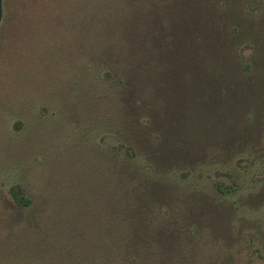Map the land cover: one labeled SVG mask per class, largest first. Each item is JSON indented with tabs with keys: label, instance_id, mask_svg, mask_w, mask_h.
Returning <instances> with one entry per match:
<instances>
[{
	"label": "rangeland",
	"instance_id": "374dc122",
	"mask_svg": "<svg viewBox=\"0 0 264 264\" xmlns=\"http://www.w3.org/2000/svg\"><path fill=\"white\" fill-rule=\"evenodd\" d=\"M258 33L245 49L251 70L239 72L245 88L232 60L230 78L222 69L215 79L199 42V57H178L176 40L132 71L155 139L126 177L139 184L130 201L116 173L107 180L118 139L92 103L103 94L88 83L93 70L74 55L58 75L38 44L1 37L0 264H106L126 250L133 264H264V26ZM17 185L30 204L13 199Z\"/></svg>",
	"mask_w": 264,
	"mask_h": 264
},
{
	"label": "trees",
	"instance_id": "16d2710c",
	"mask_svg": "<svg viewBox=\"0 0 264 264\" xmlns=\"http://www.w3.org/2000/svg\"><path fill=\"white\" fill-rule=\"evenodd\" d=\"M2 6L0 38L5 35L6 40L38 44L39 59H53L58 75L70 70L74 55L82 59L81 66L86 62L88 70H93L91 77L96 82L88 83L103 94L97 99L91 95L92 103L109 113L102 129L118 139V145L108 146L113 161L109 159L107 180L116 173L117 185L128 188L125 195L120 189V198L126 201L139 188L126 180L137 175L133 168L138 164V151L155 139L148 110L139 106L140 88L132 71L148 69L157 48L162 53L180 40L178 57H199L204 52L194 50L191 43L207 44L215 56V79L221 77L222 69L230 78L225 66H231L227 61L232 60L238 78H231L239 81V72L251 70V55L246 56L245 49L258 40L264 26L262 0H3ZM129 79L131 84H127ZM75 82L79 79L70 85ZM220 82L215 85L224 90L226 85ZM241 82L245 88V81ZM10 193L16 202L31 203L20 185ZM126 255L132 257L135 251L126 250L106 264H133Z\"/></svg>",
	"mask_w": 264,
	"mask_h": 264
},
{
	"label": "water",
	"instance_id": "95a60500",
	"mask_svg": "<svg viewBox=\"0 0 264 264\" xmlns=\"http://www.w3.org/2000/svg\"><path fill=\"white\" fill-rule=\"evenodd\" d=\"M2 2H3V0H0V23H1L2 15H3V6H2Z\"/></svg>",
	"mask_w": 264,
	"mask_h": 264
}]
</instances>
